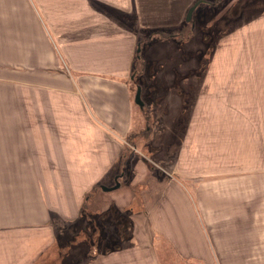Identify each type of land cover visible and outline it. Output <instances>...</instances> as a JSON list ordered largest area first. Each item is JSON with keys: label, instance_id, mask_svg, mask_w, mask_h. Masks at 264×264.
<instances>
[{"label": "crops", "instance_id": "1", "mask_svg": "<svg viewBox=\"0 0 264 264\" xmlns=\"http://www.w3.org/2000/svg\"><path fill=\"white\" fill-rule=\"evenodd\" d=\"M196 1L0 0V264H264V83L133 81Z\"/></svg>", "mask_w": 264, "mask_h": 264}, {"label": "rangeland", "instance_id": "2", "mask_svg": "<svg viewBox=\"0 0 264 264\" xmlns=\"http://www.w3.org/2000/svg\"><path fill=\"white\" fill-rule=\"evenodd\" d=\"M201 1L204 3L206 2V0ZM201 1H196L189 8H192V12L190 13L193 20L188 24L190 29L183 27V29H181L183 31L177 37L173 35V32L170 34L161 33L163 35H160L159 32L157 35H151L150 33L149 35L151 36L148 38L149 41H140L136 49L137 59L135 58V65H137L138 68L136 72H134V83H141V80L146 81V78L150 80V77H152L154 78L152 83L156 86L157 80H165L167 78L168 81H172L174 86L167 91L184 92L185 90L183 87H181V89L178 87L180 86V82H187V79H189V74L187 73V58H189V61L193 59L191 65L194 66V69L202 64L213 65V67L219 66V68H222L219 72H213V74H211L213 78L206 76L207 82L218 80L220 83L226 84V81H234L240 77V80L235 82H245L247 84L264 83V0H242L240 6H238V10H234L232 16L226 14L223 21L220 22L219 20L218 23L214 21L215 16L218 14V8L210 9V7L207 6L210 4L209 1L206 3L207 5L201 3ZM228 2L229 0L227 4ZM245 4L246 7L245 10H243L242 17L238 11L239 7L243 9ZM220 6L221 9L225 8L226 2L221 1L219 7ZM196 9L197 11H195ZM197 12L199 14V19L198 21L196 19L195 22ZM188 13L189 10H187L184 16L183 21L185 23L187 22ZM185 23H183V26ZM192 25L193 28H191ZM224 27L227 29V32L223 34L218 32ZM209 34L210 36L206 37ZM210 37H212L213 41H211ZM219 37L220 40L217 39ZM170 38L173 39L170 40ZM163 40L169 42L172 46L170 47L169 44L161 45L160 42ZM200 44L203 45V49H201L202 47ZM192 50H194V52ZM146 51V55L143 56L144 72H142L140 67V57L142 56L140 55ZM157 51L159 53H157ZM167 51H170L169 54H167ZM207 53L208 56L206 55ZM146 56L147 58H145ZM236 68H245L244 70H246V72L237 73L238 70ZM140 71L141 73H139ZM196 75L198 78L193 77V79L201 80L203 73L198 72L194 74V76ZM132 77L134 76H130L131 81ZM138 83L136 88L140 87ZM152 91L151 103L148 107L144 108V112L149 114L153 112L152 109L157 108V111L154 112H157L158 116L166 106L161 104L157 107V104L164 102L165 99L168 100L169 96L167 95L166 98V92L162 89H159L160 95H157V90ZM135 94L136 90L134 96ZM170 96L171 102H173L176 97L174 94ZM189 96L190 95L183 93L179 95V99L185 101L189 99ZM137 107L139 106L137 105ZM139 109H141V107H139ZM146 124L148 125V123ZM152 159L157 160V153L152 154ZM165 251L167 252V256H169L168 250L165 249ZM54 253L48 255V260L46 258L48 262H45V264H58L56 259L57 255ZM38 264H42V261Z\"/></svg>", "mask_w": 264, "mask_h": 264}, {"label": "water", "instance_id": "3", "mask_svg": "<svg viewBox=\"0 0 264 264\" xmlns=\"http://www.w3.org/2000/svg\"><path fill=\"white\" fill-rule=\"evenodd\" d=\"M190 12H192V8L189 9V13L187 14V20H189L190 17H191V13H190ZM139 96H140V88L137 87V88H136V94H135V96H134V100H135V103H136L139 107L142 108L143 103L141 102V99H140Z\"/></svg>", "mask_w": 264, "mask_h": 264}]
</instances>
